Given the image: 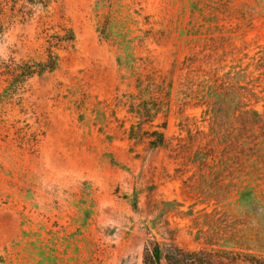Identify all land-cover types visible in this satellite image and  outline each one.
Masks as SVG:
<instances>
[{
	"label": "rangeland",
	"instance_id": "1",
	"mask_svg": "<svg viewBox=\"0 0 264 264\" xmlns=\"http://www.w3.org/2000/svg\"><path fill=\"white\" fill-rule=\"evenodd\" d=\"M154 243L264 256V0L1 1L0 264Z\"/></svg>",
	"mask_w": 264,
	"mask_h": 264
},
{
	"label": "trees",
	"instance_id": "2",
	"mask_svg": "<svg viewBox=\"0 0 264 264\" xmlns=\"http://www.w3.org/2000/svg\"><path fill=\"white\" fill-rule=\"evenodd\" d=\"M3 0H0V3ZM56 63H55V56L53 52H49L48 56H47V60L45 62L42 63V69H38V72H44L47 70H52L54 69ZM39 68V67H38ZM180 252H182L181 249H179L178 247H174L171 249H168L167 253H174V254H179ZM165 253H163L162 248L159 246L158 243H154L152 245V247L150 249L145 248L144 251V257H143V264H161V260L164 258H166V262L165 264H209L206 259H203V257L201 259H198L199 261H196L193 257H198L196 252H192L189 254V256H191L189 259H186L185 261H179L176 260L175 263H171L170 261H168L167 257L164 256ZM255 257V260L253 262H251L249 259H246L245 264H264V256H253V258Z\"/></svg>",
	"mask_w": 264,
	"mask_h": 264
}]
</instances>
